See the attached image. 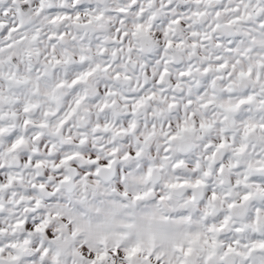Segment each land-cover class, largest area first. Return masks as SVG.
I'll use <instances>...</instances> for the list:
<instances>
[{
  "label": "snow or ice",
  "instance_id": "obj_1",
  "mask_svg": "<svg viewBox=\"0 0 264 264\" xmlns=\"http://www.w3.org/2000/svg\"><path fill=\"white\" fill-rule=\"evenodd\" d=\"M0 264H264V0H0Z\"/></svg>",
  "mask_w": 264,
  "mask_h": 264
}]
</instances>
